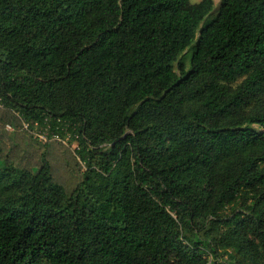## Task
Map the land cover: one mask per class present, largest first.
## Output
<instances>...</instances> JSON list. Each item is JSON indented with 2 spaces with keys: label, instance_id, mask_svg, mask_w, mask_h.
Here are the masks:
<instances>
[{
  "label": "trees",
  "instance_id": "trees-1",
  "mask_svg": "<svg viewBox=\"0 0 264 264\" xmlns=\"http://www.w3.org/2000/svg\"><path fill=\"white\" fill-rule=\"evenodd\" d=\"M213 4L0 0V264H264V0Z\"/></svg>",
  "mask_w": 264,
  "mask_h": 264
},
{
  "label": "rangeland",
  "instance_id": "rangeland-1",
  "mask_svg": "<svg viewBox=\"0 0 264 264\" xmlns=\"http://www.w3.org/2000/svg\"><path fill=\"white\" fill-rule=\"evenodd\" d=\"M198 1L200 0H190L191 3H196ZM219 2L220 0H214L213 8L210 11L211 14L218 8ZM44 132L46 131L40 130L38 126H35L33 130H28L27 132L17 131L14 132L15 134L13 135L9 124L4 125V127L0 124V141L8 142L11 139L22 141L26 149L35 154H39V152H43L44 149H46V146L43 145L44 141L41 139V136L45 134ZM62 141L65 144L67 143L66 139ZM70 146V150H65L67 152L49 147V152L51 153L49 158L51 160L54 179L65 185L67 190H70L71 186L79 180L80 172L82 171V169H78L74 164V160L68 156L69 153L71 155L74 154L76 142L72 141Z\"/></svg>",
  "mask_w": 264,
  "mask_h": 264
},
{
  "label": "built area",
  "instance_id": "built-area-1",
  "mask_svg": "<svg viewBox=\"0 0 264 264\" xmlns=\"http://www.w3.org/2000/svg\"><path fill=\"white\" fill-rule=\"evenodd\" d=\"M23 127H27V124H26V123H23ZM44 131H46V130H44ZM44 133H45V134L41 136V139H42L43 141H47L48 131H46V132H44ZM51 137H52L53 139L60 140V138L58 137L57 134H52Z\"/></svg>",
  "mask_w": 264,
  "mask_h": 264
}]
</instances>
